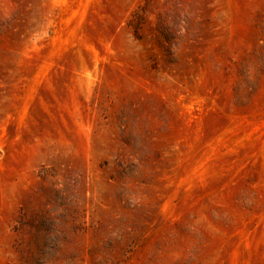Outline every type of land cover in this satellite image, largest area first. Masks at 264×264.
<instances>
[{"label":"rangeland","instance_id":"374dc122","mask_svg":"<svg viewBox=\"0 0 264 264\" xmlns=\"http://www.w3.org/2000/svg\"><path fill=\"white\" fill-rule=\"evenodd\" d=\"M0 264H264V0H0Z\"/></svg>","mask_w":264,"mask_h":264}]
</instances>
